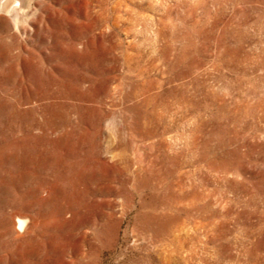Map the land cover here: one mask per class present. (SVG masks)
Listing matches in <instances>:
<instances>
[{
  "label": "rangeland",
  "instance_id": "obj_1",
  "mask_svg": "<svg viewBox=\"0 0 264 264\" xmlns=\"http://www.w3.org/2000/svg\"><path fill=\"white\" fill-rule=\"evenodd\" d=\"M23 15L16 26L0 12V43L24 78L0 95H33L20 104L29 119L9 127L84 137L70 158L80 205L61 221L39 214L34 180L13 207L0 196V264H264V0H25ZM37 65L65 79L64 115L39 110ZM67 71L80 82L69 87ZM18 208L33 219L21 232Z\"/></svg>",
  "mask_w": 264,
  "mask_h": 264
},
{
  "label": "bare ground",
  "instance_id": "obj_2",
  "mask_svg": "<svg viewBox=\"0 0 264 264\" xmlns=\"http://www.w3.org/2000/svg\"><path fill=\"white\" fill-rule=\"evenodd\" d=\"M73 2V0H71ZM66 2V1H65ZM73 4V3H72ZM89 4V2H88ZM68 5V4H67ZM71 5V4H70ZM74 6V5H71ZM88 6V5H86ZM55 8V7H54ZM59 9V8H58ZM87 9V8H86ZM65 11V10H64ZM74 11V10H73ZM0 12L3 14H8L10 15L14 21L16 26L19 25V22H21L20 18L23 14H25V0H0ZM61 12V11H60ZM72 12V11H71ZM73 14V13H72ZM59 15V14H58ZM24 16V15H23ZM10 17V18H11ZM53 17V16H52ZM60 17V15H59ZM65 18V17H64ZM63 18V19H64ZM78 18V17H77ZM26 19V18H25ZM43 19V18H42ZM51 20V19H50ZM69 21V20H68ZM58 22V21H57ZM65 22V21H64ZM22 24V23H21ZM53 24V23H52ZM69 24V23H68ZM67 24V26H68ZM72 24V23H71ZM70 24V25H71ZM47 25V24H46ZM45 25V26H46ZM23 26V25H22ZM48 26V25H47ZM56 26V25H54ZM78 26V25H77ZM72 27V26H71ZM92 27V26H91ZM23 28V27H22ZM58 28V27H57ZM70 28V27H69ZM15 29V28H14ZM19 28H17L18 30ZM80 29V28H79ZM78 29V30H79ZM20 31V30H19ZM72 31V30H71ZM17 32V31H16ZM45 32V31H44ZM59 32V31H58ZM8 33V32H7ZM57 33V32H56ZM73 33V32H72ZM22 34V33H20ZM59 34V33H57ZM63 34V33H62ZM56 35V34H54ZM82 35V34H81ZM80 36V35H79ZM59 37V36H58ZM69 37V36H68ZM71 37V36H70ZM74 37V36H73ZM78 37V36H77ZM3 38V37H2ZM103 39V38H102ZM3 40V39H2ZM52 40V39H51ZM53 41V40H52ZM63 43V42H62ZM63 45V44H62ZM94 45V44H93ZM100 45V44H99ZM104 45V44H103ZM57 46V45H56ZM102 46V45H101ZM105 46V45H104ZM23 47V46H22ZM57 48V47H56ZM97 48V47H96ZM103 48V47H101ZM12 45L7 44V42H2L0 43V88L2 90H8L9 88L7 87L9 84L13 85H19L22 86L24 83V78L22 79L20 67L23 65V63H20V61L13 62V59L15 58V55L12 53ZM50 49V48H49ZM57 51V50H56ZM47 53V52H46ZM71 53V52H70ZM31 54V53H30ZM68 55V54H67ZM81 55V54H80ZM35 56V55H34ZM47 56V55H46ZM66 56V55H65ZM44 57V56H43ZM53 57V56H52ZM63 57V56H62ZM76 57V56H75ZM74 57V58H75ZM50 58V57H49ZM69 58V57H68ZM72 58V57H71ZM79 58V57H78ZM48 59V58H47ZM60 59V58H59ZM58 59V60H59ZM81 59V58H80ZM32 60V59H31ZM91 60V59H90ZM78 61V60H77ZM95 61V60H94ZM23 62V61H22ZM50 62V61H49ZM62 62V61H61ZM93 62V61H92ZM27 63V62H26ZM45 63V62H44ZM42 63V64H44ZM52 63V62H51ZM67 63V62H66ZM65 63V64H66ZM28 64V63H27ZM34 64V63H32ZM46 64V63H45ZM64 64V63H63ZM77 64V63H76ZM83 64V63H82ZM81 64V65H82ZM100 65V64H99ZM45 66V65H44ZM35 67V66H34ZM48 67V66H47ZM52 67V66H51ZM86 67V66H85ZM90 67V66H89ZM93 67V66H92ZM26 68H28V65H26ZM78 68V67H77ZM32 69V68H31ZM88 69V68H87ZM93 69V68H92ZM105 71V70H104ZM34 72V71H33ZM52 72V71H51ZM59 72V71H58ZM74 72V71H73ZM91 72V71H90ZM53 73V72H52ZM76 73V72H74ZM104 73V72H103ZM28 74V73H27ZM48 74L50 72L46 70L42 65H37L36 66V73L32 74L31 77H29L30 83L33 84V89L35 93V99H41L42 101H47L48 104L45 106L43 105L41 110L42 113L45 114V112H50L51 114H57L59 112H62V115H64L63 110L65 106L62 104L64 103H56L55 101L57 98L63 96L65 93V79L64 78H51L49 77ZM68 79V86L71 87L74 86V81L75 82H80L79 77L76 76L75 79H70L68 76L70 75V72H64L63 73ZM25 75V74H24ZM77 75V74H76ZM79 75V74H78ZM30 76V75H29ZM53 76V75H52ZM61 76V75H60ZM74 76V75H73ZM82 76V75H81ZM93 76V75H92ZM26 78V76H24ZM89 79V77H88ZM74 80V81H73ZM87 80H85L86 82ZM105 83V82H104ZM108 83V82H107ZM81 84V83H80ZM29 85V84H28ZM63 86V88L61 87ZM102 86V85H101ZM106 86V85H105ZM17 87V86H16ZM104 87V86H103ZM77 88V87H76ZM114 88V87H113ZM77 90V89H76ZM100 90V89H99ZM108 90V89H107ZM18 91V90H17ZM25 91V90H24ZM23 91V92H24ZM86 91V90H85ZM106 91V90H105ZM33 92V91H32ZM95 92V91H94ZM109 92V91H108ZM107 92V93H108ZM115 92V91H114ZM113 92V94H114ZM84 93V92H83ZM111 93V92H110ZM116 93V92H115ZM10 95L13 94V90L10 91ZM20 94V93H19ZM76 94V93H75ZM88 94V93H87ZM86 94V95H87ZM95 94V93H94ZM28 96L26 97H21L19 101H16L15 103H12L11 100L6 99V97H1L0 95V196L6 197L5 203H6V208L8 205L10 207H13L15 199H12V194L15 195L14 191H20L23 189L25 182L32 181L33 184H37V187L42 190L43 188H48L49 192L52 194L51 200H41L38 198V191L39 189H36L31 195L33 196L35 202L38 204H47L44 206L43 209L39 211V214L45 216V217H55L58 220L62 219L64 217V213L70 212V209L73 210L72 215L75 217L76 214V208L78 207L79 202V175L77 173V170L79 169V165L75 166L76 163H72V158L76 157L80 153V147H79V142L81 139L84 137L76 133H69L70 135L66 139H59L57 140H51L48 136V133L46 130L42 129L41 133L39 135H34L35 133L32 132L31 130V125L28 127L25 126V129L23 128V125L10 128L9 126L16 122V121H21L23 118H27L30 115V110H22L20 107V104L22 103H30L32 102V96L27 94ZM69 95V94H68ZM74 95V93H73ZM112 95V94H110ZM19 96V95H18ZM75 96V95H74ZM79 96V94H78ZM81 97V96H80ZM79 97V98H80ZM84 97V96H83ZM70 99V98H69ZM69 99H66L68 102L70 101ZM18 100V99H17ZM54 101L56 103L52 104L51 101ZM59 100V99H58ZM73 100V99H72ZM76 100V98H75ZM93 100V99H92ZM41 101V102H42ZM61 101V100H60ZM65 101V100H64ZM86 101V100H85ZM90 101V100H89ZM20 102V103H18ZM35 102V101H34ZM40 102V101H39ZM40 102V103H41ZM63 102V101H62ZM72 101H70L71 103ZM82 103V102H81ZM101 103V102H100ZM110 103V102H109ZM33 104V103H32ZM35 104V103H34ZM33 104V105H34ZM42 104V103H41ZM24 105V104H23ZM30 105V104H29ZM37 105V104H36ZM71 106V105H70ZM82 106V105H81ZM95 106V105H94ZM98 106V105H96ZM30 107V106H29ZM34 107V106H33ZM86 107V106H85ZM35 108V107H34ZM84 108V107H83ZM24 109V108H23ZM77 109V108H76ZM92 109V108H91ZM69 110V108H68ZM67 110V111H68ZM70 111V110H69ZM68 111V113H69ZM88 111V110H87ZM100 111V110H99ZM33 112V111H31ZM78 112V111H77ZM84 112V110H83ZM95 112V111H94ZM80 113V112H78ZM101 113V112H100ZM49 114V113H48ZM74 114V113H73ZM77 114V113H76ZM96 114V113H95ZM32 115V114H31ZM46 115V114H45ZM50 115V114H49ZM61 115V113H60ZM68 115V114H67ZM89 115V113H88ZM51 116V115H50ZM57 116V115H56ZM40 117V116H37ZM44 117V116H43ZM49 117V116H48ZM52 117V116H51ZM63 116L57 117L58 120L54 121L55 124L51 125L53 127L59 126L60 124H63L64 122L62 121ZM72 117V116H71ZM92 117V116H90ZM102 117V115H101ZM47 118V117H46ZM64 118V117H63ZM68 118V117H67ZM70 118V117H69ZM82 118V117H81ZM100 118V117H99ZM29 119V118H27ZM41 119V118H40ZM51 119V118H50ZM54 119V118H53ZM98 119V118H97ZM104 119V118H103ZM33 120V119H31ZM100 120V119H99ZM27 121V120H26ZM42 121V120H40ZM85 121V120H83ZM94 121V120H93ZM25 122V121H24ZM23 122V124H24ZM33 122V121H32ZM45 122V121H44ZM53 122V121H52ZM96 122V120H95ZM20 123V122H19ZM18 123V124H19ZM29 123V122H28ZM27 123V124H28ZM42 123V122H41ZM59 123V124H58ZM77 123V122H76ZM16 124V123H15ZM14 124V125H15ZM39 124V123H38ZM68 124V123H67ZM80 124V123H79ZM89 124V123H88ZM97 124V123H96ZM26 125V124H24ZM43 125V124H42ZM74 125V124H73ZM33 126V125H32ZM35 126V125H34ZM62 126V125H61ZM69 126V125H68ZM77 126V125H76ZM84 126V125H83ZM109 126V125H108ZM20 128V129H17ZM34 128V127H33ZM40 128V127H39ZM48 128V126H47ZM67 128V126H66ZM79 127H76V129ZM95 128V126H94ZM56 129V128H55ZM54 129V130H55ZM63 129V128H62ZM81 129V128H79ZM99 129V128H98ZM53 130V129H52ZM58 130V129H57ZM82 130V129H81ZM94 130V129H92ZM97 129L95 128V131ZM100 130V129H99ZM71 131V130H70ZM73 131V130H72ZM83 131V130H82ZM81 131V132H82ZM56 132V131H55ZM68 132V131H67ZM84 132V131H83ZM90 132V131H89ZM51 133V132H50ZM65 133V132H64ZM88 133V132H87ZM94 134V133H93ZM22 135V136H20ZM58 135V134H57ZM63 135V134H62ZM97 135V134H96ZM67 136V135H66ZM91 136V135H90ZM94 136V135H93ZM92 136V137H93ZM99 136V135H98ZM55 137V136H54ZM64 138V137H63ZM95 138V137H94ZM90 139V138H89ZM83 141V140H82ZM91 141V139H90ZM93 142V141H92ZM95 143V142H94ZM81 144V143H80ZM88 145V144H87ZM92 145V144H91ZM102 145V144H101ZM86 146V145H85ZM92 147V146H91ZM90 147V148H91ZM96 147V146H95ZM102 147V146H101ZM98 148V147H97ZM92 149V148H91ZM108 149V148H107ZM100 151V150H98ZM85 152V150H83ZM107 153V151H105ZM83 154V153H82ZM104 154V153H103ZM71 155L69 158L67 156ZM88 155V154H87ZM93 155V154H92ZM81 156V155H80ZM94 156V155H93ZM98 156V155H97ZM67 158V159H66ZM71 158V159H70ZM95 158V157H94ZM104 158V157H103ZM81 159V158H80ZM102 159V158H101ZM107 161V160H106ZM74 162V161H73ZM87 161L82 162V168H87ZM99 167V166H98ZM103 168V167H102ZM103 170L106 172L107 169L103 168ZM62 171L67 172V176L62 174ZM100 172V169H99ZM102 172V171H101ZM45 173V174H44ZM44 174V175H42ZM51 175L53 177V180L50 181L48 179V176ZM98 176V175H97ZM102 178V177H101ZM97 179V177H96ZM97 181V180H96ZM104 183V182H103ZM30 184V183H29ZM27 184V185H29ZM97 184V183H96ZM95 184V185H96ZM100 184V183H99ZM86 185V184H85ZM30 186V185H29ZM26 187V186H25ZM33 187V186H32ZM15 189V190H14ZM27 189V188H26ZM32 189V188H31ZM14 190V191H13ZM29 190V189H28ZM22 191V190H21ZM48 191V190H47ZM9 193V196L7 197L5 194ZM22 193V192H21ZM31 193V192H30ZM29 193V194H30ZM19 194V193H18ZM17 194V195H18ZM29 194H22L15 196L17 199L16 200H21V203L28 201L27 196ZM45 194V193H44ZM30 195V196H31ZM40 195V194H39ZM102 195V194H101ZM41 197V196H40ZM44 198V197H43ZM86 198V197H85ZM45 199V198H44ZM87 200V199H86ZM83 202V201H82ZM30 203V202H29ZM17 205V203L15 202ZM19 204V203H18ZM85 204V203H84ZM36 205V204H35ZM77 205V206H76ZM87 205V204H86ZM16 207V206H15ZM19 207V205H18ZM22 207H24L22 205ZM30 207V206H28ZM17 208V207H16ZM80 208V207H79ZM17 212L15 213L14 216H16V224L14 223V227H16L17 231H24L28 220L30 219V216L28 214H21L23 211L22 209L18 208ZM35 209V208H34ZM4 211V210H3ZM19 211V212H18ZM82 211V210H81ZM8 212V211H7ZM29 212V211H28ZM79 212V211H78ZM2 213V212H1ZM5 213V212H4ZM31 213V212H30ZM8 214V213H7ZM4 215V214H3ZM82 215V213H81ZM1 216V215H0ZM9 216V215H8ZM6 215L3 216L4 219H0V228H5V232L2 233L0 231V241L3 240V237L8 234V227L3 226L5 225L8 217ZM42 216V217H43ZM86 218V216H84ZM66 218V217H65ZM32 219V218H31ZM30 219V220H31ZM41 219V218H40ZM45 219V218H43ZM51 219V218H50ZM49 219V220H50ZM82 219V218H81ZM14 220V219H13ZM33 220V219H32ZM71 220V219H70ZM69 220V221H70ZM88 220V218H87ZM52 221V220H51ZM49 221V222H51ZM56 221V220H55ZM61 221V220H60ZM59 221V222H60ZM68 221V222H69ZM86 221V220H84ZM83 221V222H84ZM32 222V221H31ZM35 222V221H34ZM44 222V221H43ZM47 222V221H46ZM45 222V224H46ZM11 223V222H10ZM75 223V222H74ZM73 223V225H74ZM94 223V221H93ZM96 223V221H95ZM36 224V222H35ZM34 224V225H35ZM56 225V224H55ZM64 225V224H63ZM71 225V224H70ZM83 225V224H82ZM9 226V225H8ZM12 226V225H11ZM68 226V225H67ZM80 226V225H79ZM73 227V226H72ZM76 227V226H75ZM40 228V227H39ZM47 228H50L47 226ZM64 228V227H61ZM74 228V227H73ZM11 229V228H10ZM27 229V228H26ZM55 229V228H54ZM2 230V229H1ZM37 230V229H36ZM60 230V229H59ZM58 230V231H59ZM62 230V229H61ZM70 230V229H69ZM27 231V230H26ZM32 231V230H30ZM42 231V230H41ZM51 231V230H50ZM54 231V230H53ZM28 232V231H27ZM34 232V231H32ZM37 232V231H36ZM65 232V231H64ZM68 232V230H67ZM35 233V232H34ZM44 233V232H43ZM69 233V232H68ZM26 234V233H24ZM49 234V233H48ZM57 234V231H56ZM59 234V233H58ZM70 234V233H69ZM10 235V234H8ZM64 235V234H63ZM17 236V235H16ZM20 236V235H19ZM43 236V235H42ZM60 236V235H59ZM12 237V236H11ZM21 237V236H20ZM46 237V236H44ZM43 237V238H44ZM56 237V236H54ZM53 237V238H54ZM65 237V236H64ZM63 237V238H64ZM71 237V236H70ZM19 238V237H18ZM28 238V237H27ZM5 239V237H4ZM11 239V238H8ZM16 239V238H14ZM32 238H30L31 240ZM60 239H62L60 237ZM66 239V238H65ZM56 240V239H54ZM59 240V239H58ZM63 240V239H62ZM61 240V241H62ZM67 240V239H66ZM5 241V240H3ZM40 241V240H39ZM45 241V240H43ZM60 241V242H61ZM6 242V241H5ZM26 243V241H24ZM46 242V241H45ZM65 242V241H64ZM8 243V242H7ZM15 243V242H14ZM20 243V242H19ZM33 243V242H32ZM31 243V244H32ZM47 243V242H46ZM63 243V242H62ZM66 243V242H65ZM18 244V243H17ZM28 244V243H27ZM34 244V243H33ZM11 245V244H10ZM15 245V244H14ZM43 245V244H41ZM60 245V244H59ZM63 245V244H62ZM2 246V244H1ZM4 246V245H3ZM2 246V247H3ZM29 246V245H28ZM31 246V245H30ZM44 246V245H43ZM42 246V247H43ZM57 246V245H56ZM6 247V246H5ZM35 247V246H33ZM38 247V246H37ZM35 247V248H37ZM59 247V246H58ZM24 248V247H23ZM29 248V247H28ZM32 248V247H31ZM7 249V248H5ZM9 249V248H8ZM12 249V248H11ZM58 249V248H57ZM14 250V249H13ZM23 250V249H22ZM26 250V249H25ZM30 250V249H29ZM34 250V249H33ZM48 250V249H47ZM8 251V250H7ZM11 251V250H10ZM32 251V250H31ZM29 251V252H31ZM39 251V250H38ZM19 252V251H18ZM26 252V251H25ZM46 252V251H45ZM12 254V253H11ZM35 254V253H34ZM23 255V254H22ZM33 255V254H32ZM46 255V254H45ZM28 257V256H27ZM30 257V256H29ZM39 257V256H38ZM23 258V257H22ZM49 259V258H48ZM40 260V259H39ZM22 261V260H21ZM42 263V261H41Z\"/></svg>",
  "mask_w": 264,
  "mask_h": 264
}]
</instances>
